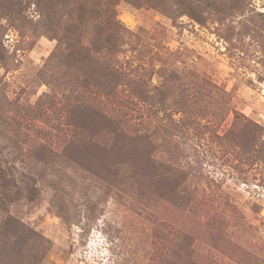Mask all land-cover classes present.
Here are the masks:
<instances>
[{"label": "rangeland", "instance_id": "1", "mask_svg": "<svg viewBox=\"0 0 264 264\" xmlns=\"http://www.w3.org/2000/svg\"><path fill=\"white\" fill-rule=\"evenodd\" d=\"M83 1L2 21L0 264H264V0Z\"/></svg>", "mask_w": 264, "mask_h": 264}, {"label": "trees", "instance_id": "2", "mask_svg": "<svg viewBox=\"0 0 264 264\" xmlns=\"http://www.w3.org/2000/svg\"><path fill=\"white\" fill-rule=\"evenodd\" d=\"M196 0H178V2L184 7H187L192 11L194 9L193 4ZM203 1V0H198ZM217 0H210L209 5L212 7L216 4ZM30 5L34 6V13L33 17H35L36 24H40L44 27L48 26L49 31L53 32L54 29L58 30L60 32V36H56L58 38V41L61 40L65 42V44L68 45V47L72 48L73 50L78 48L77 50L84 55L85 52H89V48L87 45L83 44L81 41V37L77 36V32L79 31V27H81L80 17L81 14L84 11V1L82 0H0V60L2 59V54L4 51V45L2 43V33L3 30L5 31V26L2 24V21H5L6 23H13L15 24L16 29L21 31L24 26L23 24H30V19L27 18L26 12L27 7ZM194 11L190 12L193 13ZM188 13V12H187ZM63 15L67 16L66 18L63 17ZM192 15V14H190ZM118 24H111L109 29L117 30ZM77 31V32H76ZM113 35V34H112ZM107 45L110 46V44L114 45L112 43V37L110 35L109 38L106 39ZM79 46V47H78ZM112 47L110 46V51H112ZM80 48V49H79ZM93 49L96 48L93 47ZM70 50L67 53V57L69 58L73 56L74 51ZM98 50V49H97ZM80 55V54H79ZM111 53L108 54L109 57H111ZM108 64V67L105 69V74L103 75V78H107V84L109 87L108 94L113 100L114 96H117L121 91H119L120 83L119 81H122L124 78V72L122 70H118L116 68H111ZM92 71V70H91ZM91 73V72H90ZM89 80L92 79V75L90 74ZM129 84H127L129 88V93L127 96H125L123 100H119V102H116L121 108H127L128 106L134 105L132 101V97H139V100L142 98V93L144 94L145 84L144 82L140 81H128ZM157 95H162L163 91L159 88H155ZM133 95V96H132ZM130 97V99H129ZM52 97H49L51 99ZM160 101V100H159ZM10 174H6L4 170L0 167V191L5 197V192L7 191L8 185H10ZM34 188L31 186V188L26 187V195L24 198H28L27 195H29Z\"/></svg>", "mask_w": 264, "mask_h": 264}]
</instances>
